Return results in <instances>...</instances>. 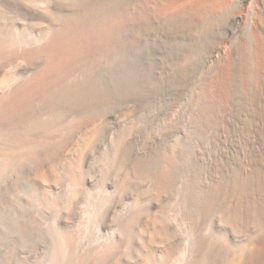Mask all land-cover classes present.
<instances>
[{
    "label": "bare ground",
    "instance_id": "1",
    "mask_svg": "<svg viewBox=\"0 0 264 264\" xmlns=\"http://www.w3.org/2000/svg\"><path fill=\"white\" fill-rule=\"evenodd\" d=\"M0 181L55 259L264 264V0H0Z\"/></svg>",
    "mask_w": 264,
    "mask_h": 264
},
{
    "label": "rangeland",
    "instance_id": "2",
    "mask_svg": "<svg viewBox=\"0 0 264 264\" xmlns=\"http://www.w3.org/2000/svg\"><path fill=\"white\" fill-rule=\"evenodd\" d=\"M78 260L54 258L49 225L45 220L32 223L26 205L0 218V264H74Z\"/></svg>",
    "mask_w": 264,
    "mask_h": 264
}]
</instances>
